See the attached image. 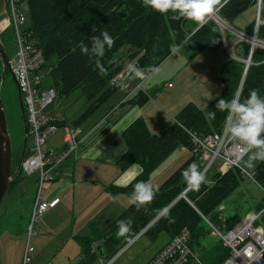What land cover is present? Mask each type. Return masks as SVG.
<instances>
[{
  "label": "trees",
  "instance_id": "16d2710c",
  "mask_svg": "<svg viewBox=\"0 0 264 264\" xmlns=\"http://www.w3.org/2000/svg\"><path fill=\"white\" fill-rule=\"evenodd\" d=\"M19 3L26 15L25 35L42 53L40 70L44 74L43 85L56 92V97L45 112L54 111L58 102L56 98H67L76 90L85 99L86 107L81 114L69 119H54L51 124L55 127L69 125L73 130L83 127L82 124L119 90L111 81L126 69L127 63H138L147 72L150 68L159 66L170 56V49L185 43V37L193 32L195 35L187 43L190 50L194 49V56L205 49L217 50L227 43H231L233 50L237 48L236 55L239 59L229 56L219 71L222 91L204 108L199 109L194 103H187L173 123L160 134L151 133L141 117L125 127L122 137L126 150L116 161V165L121 172L133 164H138L143 171L127 187L108 185L105 191L111 195H134V185L137 182L149 184L156 169L179 148L184 147L191 155L158 188L153 187L156 195L149 204L139 209L130 204L113 217L105 229H99L100 224L93 223L89 227V235L75 236L80 246L79 258L69 264H93L100 254L110 259L117 253L122 242L131 240L140 231L152 236L165 232L168 234L167 242L182 230H187L188 245L197 253L200 241L207 232L204 230L202 217L214 225L220 224L218 207L239 187L245 175L239 166H231L228 170H216L207 176L213 181L211 188L206 185H202L199 191L188 188L182 176L183 170L192 163H196L201 171L204 167L201 148L193 141L192 136L204 139L222 134L227 113L220 112L215 107L218 100L228 101L239 93V98L243 101L253 89L264 95V47H252L248 41H236L233 34L222 31L212 19H207L203 25L194 23L196 28H189L190 20L177 19L173 13L161 15L146 9L142 0H19ZM261 4L260 19L264 22V0H261ZM255 5L256 0H231L218 13L231 22ZM255 21L256 16L249 19L244 29L239 31L252 35L256 29L257 39L264 42V24L255 26ZM102 31L109 32L114 39L112 49L107 50L101 59L104 72L99 70L94 58L81 52V46L87 45L90 49L91 38L99 36ZM251 49L250 64L244 74V59L248 58ZM148 100V95L140 90L123 105H143ZM210 113H215V118ZM105 122L101 132L111 125L109 121ZM96 133L91 135L93 139L99 136ZM28 136L27 134V139ZM21 147L22 145L15 164L12 159L11 173L19 161ZM30 153L26 145L24 157ZM55 169L56 166L53 173ZM21 173L23 171L20 169L10 191L17 187L19 192L23 181ZM206 173L207 171L204 174ZM252 174V178L264 190V162H258ZM53 179L55 181L56 177ZM185 189V197H179ZM263 204L264 198L257 206L258 211ZM165 206L170 208V218L158 215V210ZM23 207L21 204L20 208ZM128 218L132 219L131 239L117 235L118 222ZM97 246L101 247V253ZM199 252L198 264H222L229 254L221 241L204 251L199 249Z\"/></svg>",
  "mask_w": 264,
  "mask_h": 264
},
{
  "label": "rangeland",
  "instance_id": "374dc122",
  "mask_svg": "<svg viewBox=\"0 0 264 264\" xmlns=\"http://www.w3.org/2000/svg\"><path fill=\"white\" fill-rule=\"evenodd\" d=\"M9 4V0H0V46L2 47L11 66L14 65L18 46L10 28L12 21L10 19ZM215 14L217 15L216 17H218L219 20L221 19L219 27L220 29H222V31L233 34L236 41H245L248 37H244V34L239 33L237 30L244 29L249 19H254L255 16H257V11L256 5L255 7H249L238 18L232 20L231 22L223 19L218 11H216ZM194 23L195 22L191 21L188 25L189 28H192L191 26H195L196 28V25H194ZM261 24H264V22L261 21L259 25ZM253 34L254 33H252V35ZM255 45L264 47V42H261L259 40ZM178 48L180 49L178 53H171L169 57H167L159 66H157L159 68V71L151 72L148 75L147 79H145L144 81L137 80V84H140L138 87H136V93L137 91H142L143 89L150 98L148 103H155L163 112L167 108L164 106V102L158 98V96L160 95H164L168 104L172 105L175 103V105L177 106L179 105V103H182V106H178L179 112L187 103H194L199 109L204 108L208 103L213 101L223 89V85L218 78L219 71L222 68L223 64L230 57L239 59V57H237L236 55L238 50L237 48H234L233 50V46L231 45V43L224 44L223 47H220L217 50L205 49L195 56L194 49L190 50L188 43H183ZM245 61L246 59H244V63ZM1 73L2 66L0 64V76ZM169 82L172 86L167 88V83ZM44 87L47 88V86ZM129 91L130 89L126 90L119 88V90L108 100V102L104 103L91 117H89L82 124V131L84 133H87L86 131H89L91 129L90 134L88 132L86 136L83 137L84 140L87 138L84 145L89 143L90 140H94L91 137L92 134L96 132L99 136L102 134L101 130L105 127V122H100L99 124H97L94 130L93 126L107 111L108 105H116L114 108L115 111L113 113L114 117L119 118L122 116L121 113L125 112L126 109H124L123 106L118 105V103L121 101H118L119 95L122 92H125L127 94V92ZM0 96L3 102L8 131L11 137L13 164H15V161L18 158L19 147L22 145L23 141V126L17 100V83L8 70L3 75V78L0 79ZM56 99L58 100V102L54 108V111L52 113L46 112L52 118V121L54 119L61 120L63 118L69 119L73 118L74 116L76 117L81 114L86 107L85 99L80 95L79 90H76L67 98ZM171 112L172 111L168 112L171 118L177 116L176 112L174 114H171ZM113 116H108V118L111 121L114 120L115 122ZM147 117H149L150 119V116H148V114ZM109 123L111 124L112 122ZM119 127H121V124H119L118 128ZM72 130L73 128H71L69 125L56 127L55 131L52 134H48L46 136V142L43 145L42 149L48 153H51L49 156L59 155V153L62 152L65 148V143L63 141L65 133ZM75 130L77 131L76 139L78 141V144L73 148V151L77 148V146H79L82 141L78 138L79 131L77 129ZM224 130L220 136H217L214 143L213 141L208 142L210 146H213L210 147V150L206 155L203 154L202 160L204 163V170L208 166L207 160H209V158H213L214 152L217 150L220 154L224 155V157H227V155H230L231 158L235 157V153L232 155L233 151L231 147L233 146V142L236 141L230 139L229 136L226 135ZM45 132L49 133V129H46ZM31 144L32 137L28 136L26 145L28 148H30ZM84 145L80 146L79 148H82ZM67 148L68 147H66L65 149ZM190 155V151H186V153L183 154V152L179 149L173 152L170 155L171 157L169 156L168 159L161 165L164 166L169 164L171 166L168 169H162L164 171L159 176L153 173L149 181L153 180L151 182L152 185L155 188H158L162 184V182L167 179L168 176L180 164H182L186 159L190 157ZM205 156H208V159ZM69 160L70 156H68L60 164V167L63 166L65 162H67V164H70ZM246 160L247 155H243V157L239 159L238 165L240 169L241 165ZM224 162H226L224 158L222 159L220 156H216L207 170L206 177L213 171L220 170L221 165ZM161 166L159 168H161ZM244 172L250 174L252 173V170H245ZM36 174V172L30 175L21 173L23 181L19 186V192L17 187L11 191L9 190L0 206V263L3 260V256H5L9 264H22L20 262L21 254L23 253L25 243L29 239V244L32 247H35V249L39 251L41 257L43 258V261H40V256H35L36 252H33L31 255L32 260L30 264L73 263L79 258L78 253L80 250V246L74 238L76 231H74V233L69 232L70 226H66V228H64V226L62 225L64 223L62 218H64V220L68 219L67 217H64V214L62 218L54 216L53 218H51L52 222L49 220H43L39 216L36 221H33L31 223L32 205L30 204L33 202L35 196L37 195L39 186V182L36 179ZM58 183V181L57 183L51 181L44 182L42 185V190L44 193L43 197H49V195L47 196V194L49 192H52L53 188L56 187ZM21 192L22 195L20 194ZM129 196L131 195H126L123 199L124 207L120 210V212L125 210L131 204L130 201L133 199L134 195H132L130 198ZM262 198H264L263 187L253 178L245 175L239 187L218 207L217 210L219 211L221 219L220 224H217L215 226L222 232H226L233 229L239 223L247 222L250 215L258 213H260V217L256 221V224L259 225L264 223V204L259 211L257 210V206L261 203ZM21 204L24 205L23 208H20ZM107 208L110 212H113L115 209H117L115 203H109ZM118 214H116V216ZM57 215L61 216L60 214ZM100 218L105 217H98V219ZM203 220L204 230H206L207 232L200 241L199 249H201L202 251L211 248L213 244L221 241L217 235H213V229L208 226L204 218ZM44 221L46 225H51L55 229V231H53L54 234L44 231ZM111 221L112 219L109 221L107 220V218L100 219L98 221L100 226H97L99 229H105L111 223ZM71 224L72 223H70L69 225ZM30 225L32 226L33 233L30 235V238H28V229ZM57 227H60L61 230L56 231ZM41 230H43L42 233L45 238H51L53 237V235L55 236L49 246H47L46 242L50 239H46L45 242H42L39 234L35 235L36 231ZM89 232L90 230L83 232V234H77L76 236L83 237L89 235ZM36 236H38V238ZM2 238H7V240L4 242L3 247L1 246ZM167 239L168 234H166L165 232H160L156 236H152V234L150 233L147 234L144 233V231H140L131 240L122 242L117 253H115L110 259H108V257H103L102 254H100L93 264H144L158 251V249L165 243ZM44 243L46 244V246L42 249V251L39 250V248ZM98 247L100 246H97L96 248ZM199 249L195 254L197 255V258L200 259Z\"/></svg>",
  "mask_w": 264,
  "mask_h": 264
},
{
  "label": "built area",
  "instance_id": "2783aa9c",
  "mask_svg": "<svg viewBox=\"0 0 264 264\" xmlns=\"http://www.w3.org/2000/svg\"><path fill=\"white\" fill-rule=\"evenodd\" d=\"M9 3L10 19L12 21L10 28L18 46L14 65L10 67L13 70L22 94L26 123L28 125L27 134L32 137V144L29 148L31 153L23 158L20 169L27 175L36 172V179L39 182L38 192L34 198L31 210L32 223L58 202V198H51L49 200L42 198V185L46 181L53 180V170L55 166L60 164L67 154L78 144L76 139L77 131L72 130L65 133L63 141L65 143V148H68H64L59 155L49 156L51 153L46 154V151L42 149L46 142V136L52 134L56 129V127L51 124L52 118L45 112L46 107L51 104L56 97V92L53 88H46L43 85L44 74L40 70L43 63L42 53L25 35L24 26L26 24V15L22 4L19 3V0H9ZM125 70L119 72L113 80L126 74L127 70ZM167 86H171V83H168ZM46 129H49V133L45 132ZM216 138L217 135L207 136L204 139H200L195 135L192 136L193 141L201 148L202 157L203 154L206 155L210 147L213 146H210L208 142L213 141L214 143ZM231 148L232 151L233 149L236 150L234 158H231L230 155L224 157V155L220 154L217 150L214 152V157L207 160L208 166L205 170L202 169V172L204 173L207 171L216 156H220L226 161L221 165L220 170L222 171L227 170L232 165L239 166L237 161L241 158V153L238 143L233 142ZM233 154L234 152L232 155ZM205 157L208 159V156ZM242 173L252 178V173L248 174L244 171H242ZM259 215L260 213L250 215L247 222L239 223L233 229L226 232L219 230L203 216L208 226L213 229V235H217L223 246L229 251L228 256L222 264H264V223L259 225L256 224V221L260 217ZM32 233V226L30 225L28 229V238H30ZM188 240V231L182 230L168 240L158 252L144 264H198L197 256L189 247ZM33 252L34 248L29 244V240H27L23 250L22 264H30ZM257 257H259V259H257Z\"/></svg>",
  "mask_w": 264,
  "mask_h": 264
},
{
  "label": "crops",
  "instance_id": "0c3cea01",
  "mask_svg": "<svg viewBox=\"0 0 264 264\" xmlns=\"http://www.w3.org/2000/svg\"><path fill=\"white\" fill-rule=\"evenodd\" d=\"M137 80L138 79L135 78H129L127 80L128 86L125 89H130V91L127 92V94L125 92H122L119 95L118 101H121L118 103V105H121L124 109H126L125 112L121 113L122 116L119 118L114 117L113 113L115 111L114 108L116 105H108L107 111L103 114L99 121L95 123V125L93 126V130L95 129V126H97V124H99L100 122L104 123L106 120L112 122L111 125H109V127L105 129L100 136H97L96 139L90 141L92 143L89 142L84 145L87 138L85 140L83 138L88 132L90 134L91 129L89 131L87 130V133H84L82 131L83 127L77 129L79 131L78 138L82 141L74 151L72 150L71 152H69L63 159L64 161L68 156H70V164H67V162H65V164L60 167V164L63 162L62 161L56 166L55 173L53 175L54 177H56V180L54 181L53 179V181L51 182L57 183L58 181L59 183L56 185V187L53 188L52 192H49L47 194V196L49 195V197L47 198H58V202L53 207H50L47 211H45L41 215V219L51 221V218H53L54 216L62 218L64 214V217H67L68 219L64 220V218H62L64 221L62 225L64 226V228H66V226H70L69 232L74 233V231H76V236L77 234H83V232L88 231L89 227L93 223H99L98 221L100 219L107 218L108 221L111 220L124 207L123 199L125 198L126 194L119 193L111 195L105 191V188L108 185L111 184L118 186L117 181H126L135 171L141 169L138 164H133L125 171L121 172L119 170V167L116 165V161L126 150L122 137L123 130L134 119H136L137 117H141L145 121L146 126L151 133L160 134L162 130L164 131L165 128L170 126L175 119V117L171 118L168 112L172 111L171 114H174L176 112L177 115V113L179 112L178 106H182V103H179V105L177 106L175 105V103L172 105L168 104L164 95L158 96V98L164 102V106L167 108L164 112L161 111L155 103H148L149 100L146 101L143 105H123V103L127 99L131 98L136 93V87H138L140 84H137V82L139 81ZM171 86H167V88ZM142 91L144 90L142 89ZM147 114L148 116H150V119L149 117H147ZM108 116H113L115 122L114 120L111 121ZM119 124H121V127L118 128ZM82 145L84 146L82 148H79ZM179 150H181L183 154L187 151L184 147L179 148ZM170 166L171 165L167 164L161 166V168L158 167L159 169L157 168L158 170L156 169L157 172L155 171L154 174L159 176L164 171L162 169H168ZM152 181L153 180L149 182L150 185H152ZM43 195L44 193L42 194L43 199L49 200L46 197H43ZM113 196L118 201L115 203L117 209H115L113 212H110L107 206L109 205V203H114L111 199V197ZM131 196H129V198ZM57 214H60L61 216ZM98 217L105 218L98 219ZM70 223L72 224L69 225ZM44 227L45 232L54 234L53 231H55V229L51 225H46L45 221ZM60 230L61 228L57 227L56 231ZM42 231L43 230L36 231L35 235L39 234L42 242H45L46 239H50L46 242L47 246H49L55 236L53 235V237L51 238H45ZM36 237L38 238V236ZM6 240L7 238H2V247ZM46 244L44 243L39 248V250L42 251ZM34 250H36L35 247ZM34 253L35 256H40V261H43V258L41 257L39 251L36 250L34 251ZM22 255L23 253L21 254L20 258L21 263L23 257ZM0 264H9L5 256H3V260Z\"/></svg>",
  "mask_w": 264,
  "mask_h": 264
},
{
  "label": "clouds",
  "instance_id": "9594fccd",
  "mask_svg": "<svg viewBox=\"0 0 264 264\" xmlns=\"http://www.w3.org/2000/svg\"><path fill=\"white\" fill-rule=\"evenodd\" d=\"M231 0H142L146 9L158 12L161 15L173 13L177 19L183 18L203 25L206 19L225 7ZM241 32V31H240ZM195 32L185 37V43L191 40ZM114 39L107 31H102L99 36L91 38V47L81 46V52L90 58L95 59V63L101 72L105 69L101 65V59L105 56L107 50L112 49ZM180 51L178 47H172L170 52L176 54ZM127 73L111 81L114 87L120 89L127 88V80L135 78L140 81L147 79L151 72L159 71L158 67H153L146 73L138 63H127ZM240 94L236 93L231 100L220 99L215 107L220 111L227 113L225 133L230 139L235 140L239 145L241 158L247 155V160L241 165V170H255L257 162H264V95L258 90L250 91L248 97L241 101ZM215 118V113H210ZM239 163V161H237ZM142 169L135 171L126 181H117L120 187H127L136 176L142 173ZM182 176L188 187L193 191H199L202 185L209 188L213 186V181L199 169L196 163L190 164L183 170ZM134 197L130 201L138 209L149 204L156 195V190L150 184L137 182L134 185ZM112 202H118L116 198L111 197ZM158 215L162 218H170V208L165 206L158 210ZM132 219L128 218L118 222L119 237L131 239ZM259 259V257H257Z\"/></svg>",
  "mask_w": 264,
  "mask_h": 264
},
{
  "label": "water",
  "instance_id": "95a60500",
  "mask_svg": "<svg viewBox=\"0 0 264 264\" xmlns=\"http://www.w3.org/2000/svg\"><path fill=\"white\" fill-rule=\"evenodd\" d=\"M261 6H262L261 0H257L256 1L257 16H256L255 26H257L259 23H261V19L259 20ZM207 19H212L217 24L220 25V23L214 17V13L212 15H210ZM239 33L242 34L243 32L239 31ZM253 33H254L253 35H247V34L243 33L244 37L245 36L248 37L245 41H248L252 47L255 44H257V41H259L257 39L256 29ZM251 52H252V49L249 53L248 58L245 61L244 74L248 68V65L250 64ZM0 64L2 66V73H1L0 79L3 78L5 71L8 70L11 73L12 77L14 78L15 82L17 83V81L15 79V75L13 73V70L11 69L9 62H8V59H7V57H6L1 46H0ZM17 100H18V104H19V110H20L21 121H22V126H23V141H22L21 154H20L19 161L15 167L14 172L11 173L12 172L11 171V169H12L11 137H10V133L8 131L5 110H4L3 102H2V99L0 96V206H1L6 194L8 192L10 186L14 182V179L16 178V176H17V174L21 168V163H22V160L24 158L26 143H27V130H28V128H27L26 117H25L26 114H25V109H24V105H23V101H22V94H21L20 88L18 87V84H17ZM185 192H186V189L179 195V197H185ZM97 249L101 253V247H98Z\"/></svg>",
  "mask_w": 264,
  "mask_h": 264
},
{
  "label": "bare ground",
  "instance_id": "6f19581e",
  "mask_svg": "<svg viewBox=\"0 0 264 264\" xmlns=\"http://www.w3.org/2000/svg\"><path fill=\"white\" fill-rule=\"evenodd\" d=\"M216 16H217V15L214 13V17L217 19V21H218L219 23H221V21H220L221 19L219 20L218 17H216ZM233 152L236 154V150H235V149H233Z\"/></svg>",
  "mask_w": 264,
  "mask_h": 264
},
{
  "label": "flooded vegetation",
  "instance_id": "af4514ba",
  "mask_svg": "<svg viewBox=\"0 0 264 264\" xmlns=\"http://www.w3.org/2000/svg\"><path fill=\"white\" fill-rule=\"evenodd\" d=\"M6 71H7V70H6ZM6 71H5V73H6ZM5 73H4V74H5Z\"/></svg>",
  "mask_w": 264,
  "mask_h": 264
}]
</instances>
